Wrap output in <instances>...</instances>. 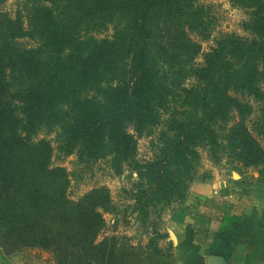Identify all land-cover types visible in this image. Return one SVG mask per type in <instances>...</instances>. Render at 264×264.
Instances as JSON below:
<instances>
[{"label":"trees","instance_id":"trees-1","mask_svg":"<svg viewBox=\"0 0 264 264\" xmlns=\"http://www.w3.org/2000/svg\"><path fill=\"white\" fill-rule=\"evenodd\" d=\"M232 2L248 10L250 37L220 36L201 64L191 35L208 39L213 17L199 0H25L22 14L0 12L3 255L39 249L58 264L136 262L115 238L97 242L107 191L71 201L54 157L109 158L114 172L134 171L143 226L149 209L185 199L200 148L221 151L236 170L264 166L256 138L264 140V108L251 128L246 122L249 99L264 101V0ZM154 134L151 158L138 161L137 140Z\"/></svg>","mask_w":264,"mask_h":264},{"label":"rangeland","instance_id":"rangeland-1","mask_svg":"<svg viewBox=\"0 0 264 264\" xmlns=\"http://www.w3.org/2000/svg\"><path fill=\"white\" fill-rule=\"evenodd\" d=\"M200 3L211 8L213 17L211 35L206 40H200L192 36V40L198 42L200 52L198 53L196 64L202 63L205 53L215 45V42L224 34H234L239 37L249 38L250 34L244 29V23L249 20L248 10L234 4L232 0H199ZM25 0H5L0 6V12L6 13L12 18L16 13H23ZM28 46L29 42L22 41ZM261 93L264 95V75L259 83ZM264 100V99H263ZM252 106V114L246 119L247 126L256 123L259 112L264 108V101L257 102L249 99ZM52 142L56 147L54 135H41ZM157 134L146 137L143 136L137 140L136 158L140 162L148 161L152 156L151 141L156 140ZM259 144L264 150V140L257 137ZM200 161L195 169V178L208 177L214 172V175L222 174L226 170L231 174L237 173L239 165L235 160L229 159L224 154L218 153L215 157L210 155L206 148L199 149ZM55 166L64 168L68 175L69 185L67 196L71 201H78L86 193L96 188H104L109 197L111 210L102 214L104 227L98 235L97 242L106 237H113L121 250L132 248L135 251L136 262L131 264H172L171 249L172 242L168 228L167 215L172 209L182 203H174L162 212L149 209L148 220L143 226L137 219V213L133 210L134 200L133 185L136 182V175L126 166L120 173H116L109 165V158L99 160L95 163H80L76 155H71L62 160L54 157ZM261 168H264L262 166ZM239 170L241 167L238 168ZM237 169V170H238ZM217 173V174H216ZM186 198V197H185ZM153 241V244H151ZM123 246V247H122ZM154 248L160 251L159 255L154 253ZM162 253V254H161ZM158 254V253H157ZM5 256V255H4ZM0 254V262H12L13 264H58L55 262L50 252L39 249H24L11 256L4 257Z\"/></svg>","mask_w":264,"mask_h":264},{"label":"crops","instance_id":"crops-1","mask_svg":"<svg viewBox=\"0 0 264 264\" xmlns=\"http://www.w3.org/2000/svg\"><path fill=\"white\" fill-rule=\"evenodd\" d=\"M228 171L193 179L167 215L172 264H264V168Z\"/></svg>","mask_w":264,"mask_h":264}]
</instances>
